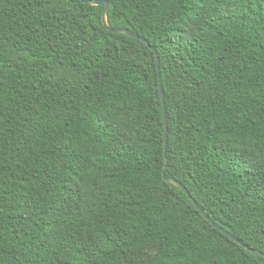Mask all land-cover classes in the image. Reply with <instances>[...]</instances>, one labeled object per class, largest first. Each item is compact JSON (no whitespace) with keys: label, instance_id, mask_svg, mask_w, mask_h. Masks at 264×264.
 <instances>
[{"label":"trees","instance_id":"1","mask_svg":"<svg viewBox=\"0 0 264 264\" xmlns=\"http://www.w3.org/2000/svg\"><path fill=\"white\" fill-rule=\"evenodd\" d=\"M261 33L264 0H0V264H264Z\"/></svg>","mask_w":264,"mask_h":264},{"label":"snow or ice","instance_id":"2","mask_svg":"<svg viewBox=\"0 0 264 264\" xmlns=\"http://www.w3.org/2000/svg\"><path fill=\"white\" fill-rule=\"evenodd\" d=\"M209 2V0H198L199 6L201 8L205 7V5ZM215 6H219L218 4ZM261 35H264V33H261ZM259 167V175H255L253 172V168ZM241 179L243 180L245 186L251 185V187H248V191L251 193L249 198L256 200H264V164H261L259 166L257 165H245L244 170L241 173ZM257 184L259 187L257 188ZM3 209L0 208V212H2ZM65 216L68 215V213H64ZM2 219V218H0ZM30 223V221H29ZM49 231L51 232L53 230V225H48ZM102 233L96 234V238L92 241L93 244L96 245V251H101L103 245L107 242V238L105 239H99L100 236H102ZM4 237L5 233L3 230H0V249L3 248L4 243ZM57 243L60 241L57 240ZM116 247H119V242H115Z\"/></svg>","mask_w":264,"mask_h":264},{"label":"water","instance_id":"3","mask_svg":"<svg viewBox=\"0 0 264 264\" xmlns=\"http://www.w3.org/2000/svg\"><path fill=\"white\" fill-rule=\"evenodd\" d=\"M89 4H93V5H101L103 3L106 4V9H105V14L103 16V20L105 25H107V9H108V4L106 2L103 1H91V2H87ZM115 33H122V34H128L131 35L135 38H139L141 41H143L144 43L147 44V41L144 38H140L137 34L131 33L127 30H113ZM155 54H156V59H157V65H160V58L156 52L155 49H153ZM161 83V82H160ZM161 85V84H160ZM161 96L163 99V103L165 105V96L162 90V85H161ZM164 119H165V145L167 148V139H168V122H167V115H166V108L164 109ZM166 153V162H167V151ZM166 167H167V163H166ZM163 175H164V179L168 180L169 182H171L172 184L176 185L177 187L181 188L184 193L190 197V199L192 200L194 206L196 207V209L201 213L202 216H204L212 225H214L217 229H219L221 232H223L224 234L228 235L231 239H233L236 243H238L239 245H244L241 241H239L237 238H235L234 236H232L231 234H229L226 230H224L223 228L219 227L218 225H216L212 219L210 217H208V215L200 208V206L196 203V201L190 196V193L184 188V186H182L179 182L175 181L174 179H170L167 175H166V170L163 171ZM247 249L251 250L252 252H255L254 250L250 249L249 247H247Z\"/></svg>","mask_w":264,"mask_h":264},{"label":"rangeland","instance_id":"4","mask_svg":"<svg viewBox=\"0 0 264 264\" xmlns=\"http://www.w3.org/2000/svg\"><path fill=\"white\" fill-rule=\"evenodd\" d=\"M139 258V257H138Z\"/></svg>","mask_w":264,"mask_h":264}]
</instances>
